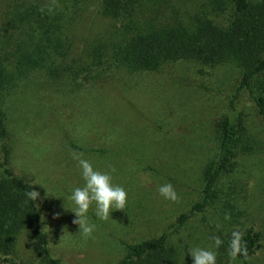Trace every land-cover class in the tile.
<instances>
[{
    "label": "rangeland",
    "instance_id": "374dc122",
    "mask_svg": "<svg viewBox=\"0 0 264 264\" xmlns=\"http://www.w3.org/2000/svg\"><path fill=\"white\" fill-rule=\"evenodd\" d=\"M7 1L0 0V43L12 34L11 22L3 18ZM95 3L68 0V6L81 10L67 27L74 43L68 60L87 54L96 35L124 29L127 21L137 22L133 30L149 18L155 26L181 23L192 30L205 21L225 27L232 10L231 0H149L143 7L146 18L137 9L136 19L113 22L92 16ZM28 25L36 29V23ZM101 68L100 80L82 81L79 87L30 72L3 99L9 167L40 194L35 204L49 254L63 264H116L126 245L165 231L200 201L202 170L215 153V126L231 114L242 126L231 166L219 178L210 206L170 237L166 248L174 264H193L194 247L215 251L216 264H240L223 243L213 248L212 237L251 229L261 240L247 262L264 264V123L245 91L233 98L239 67L230 60L209 65L179 60L151 72ZM74 153H83L127 192L123 211L113 209L108 220H100L92 205L88 216L96 229L88 239L73 224L75 205L69 200L73 189L84 185ZM165 183L173 185L178 201L159 195ZM13 256L19 264H39L27 229L17 235Z\"/></svg>",
    "mask_w": 264,
    "mask_h": 264
},
{
    "label": "trees",
    "instance_id": "16d2710c",
    "mask_svg": "<svg viewBox=\"0 0 264 264\" xmlns=\"http://www.w3.org/2000/svg\"><path fill=\"white\" fill-rule=\"evenodd\" d=\"M147 1L96 0L92 16L117 22L122 17L136 19L135 10L139 9L145 17L147 9L143 7ZM231 7L225 27L205 21L192 30L181 23L155 26L154 19L149 18L141 22L144 26L133 30L137 22L127 21L124 29L120 27L121 30L116 29L105 37L96 35L87 44L88 53L77 56L74 61L72 57L68 60L74 43L67 27L80 16L81 10L68 6V0L7 1L3 18L11 22L12 34L0 43L3 45L0 49V264H19L13 250L16 237L23 229L29 231L34 241L39 264H63L49 254L35 201L25 195L33 190L32 186L13 174L9 167L11 145L2 106L3 99L17 82L28 73L37 72L49 80H66L79 87L82 81L100 80L102 66L151 72L164 63L179 60H193L202 65L230 60L241 70L233 98L240 90L245 91L264 123V0H231ZM33 22L36 23L34 31L28 25ZM35 31L47 32L38 35ZM229 109L233 111L231 101ZM241 130L236 115L229 114L217 123L215 153L201 174L200 201L187 213L178 215L157 237L126 245L125 255L116 264H174L166 248L168 240L212 203L219 178L231 166ZM203 222L207 224L204 219ZM216 233L220 236L217 230ZM242 237L247 256L239 255L236 260L248 264L247 257L258 248L261 234L248 229ZM220 239L223 249L229 253L231 237Z\"/></svg>",
    "mask_w": 264,
    "mask_h": 264
},
{
    "label": "clouds",
    "instance_id": "9594fccd",
    "mask_svg": "<svg viewBox=\"0 0 264 264\" xmlns=\"http://www.w3.org/2000/svg\"><path fill=\"white\" fill-rule=\"evenodd\" d=\"M73 159L77 161L84 180L83 187L74 188L69 196V200L75 205L74 211H71L75 216L73 224L78 225L79 232L85 239H88L92 237L96 229V225L90 221L88 216L92 205L95 204V215L100 220H108L113 209L123 211L127 203V192L122 186L112 183V176L109 173L95 169L91 161L84 158L83 153H74ZM111 171L114 172L115 169L113 168ZM158 192L166 200L176 202L179 199L171 183L161 185ZM25 195L32 201H36L40 196L39 192L35 190H30ZM225 219H230V216L226 214ZM242 239V233L233 231L228 253L232 260H235L239 255L247 256V249L242 244ZM212 241L213 248H219L223 243L218 236H213ZM190 256L193 264H216L217 253L211 248L194 247Z\"/></svg>",
    "mask_w": 264,
    "mask_h": 264
}]
</instances>
